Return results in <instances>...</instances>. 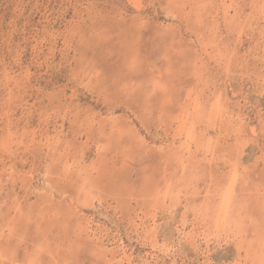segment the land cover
<instances>
[{"label": "rangeland", "instance_id": "rangeland-1", "mask_svg": "<svg viewBox=\"0 0 264 264\" xmlns=\"http://www.w3.org/2000/svg\"><path fill=\"white\" fill-rule=\"evenodd\" d=\"M0 264H264V0H0Z\"/></svg>", "mask_w": 264, "mask_h": 264}]
</instances>
